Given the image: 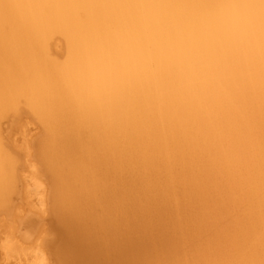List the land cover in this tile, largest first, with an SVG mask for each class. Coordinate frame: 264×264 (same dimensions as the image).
<instances>
[{
	"label": "bare ground",
	"instance_id": "bare-ground-1",
	"mask_svg": "<svg viewBox=\"0 0 264 264\" xmlns=\"http://www.w3.org/2000/svg\"><path fill=\"white\" fill-rule=\"evenodd\" d=\"M22 103L46 129L63 264H264V0H0V119ZM157 204L205 245L135 227Z\"/></svg>",
	"mask_w": 264,
	"mask_h": 264
},
{
	"label": "rangeland",
	"instance_id": "rangeland-1",
	"mask_svg": "<svg viewBox=\"0 0 264 264\" xmlns=\"http://www.w3.org/2000/svg\"><path fill=\"white\" fill-rule=\"evenodd\" d=\"M55 42H56V44H55ZM59 42H61V44H64L63 43V41H61V39H59V38H55L53 41H51V43L52 44H55V46L54 45H52L51 47H50V56L52 57V58H54V59H56V60H58V58H60V56H61V58H60V60L61 61H64L63 59H64V55H65V53H64V51H63V49H65V46L64 45H60V43ZM59 43V44H58ZM58 44V45H57ZM59 46V47H58ZM62 49V51H60V49ZM53 49H55L54 51H53ZM57 49V50H56ZM52 50V51H51ZM52 53V54H51ZM56 55V56H55ZM59 61V60H58ZM60 61V62H61ZM22 104H23V106H22ZM22 104H19V108H18V110H17V112L15 113V112H12V114H16V117H14V116H12V114H11V112H9L10 113V115H8L9 113H7V115H4L3 117H2V119H0L1 121H0V124L2 123V125H0V128H1V130H0V147H1V149L2 150H4V148L7 150V152H9V154L10 155H12V156H10V155H8L7 154V152L5 153L4 151H2L3 153H5V154H3L4 156H6V158H8L9 159V162L11 163V166H12V164H13V167H14V165H15V167H14V169H15V171H14V169H13V167H12V170L10 171V169H11V166H10V169H9V171H8V173H7V175H6V178H7V180H8V183L10 182V187L11 186H13L14 184H17L18 183V186L17 185H15L16 186V188H15V186H13L12 188H15V189H17L16 191H14V189H12V188H9V191H8V193L7 194H13V196L12 197H14V198H12L11 196L9 197L8 195H6V197L8 198L9 197V200L7 199V198H5V199H7L5 202H3L2 203V205L3 206H5L4 205V203L6 204L7 203V201L10 203V201L13 199L14 201H11V203H14V204H12V205H10L9 203L8 204H6V207L4 208L3 206H1V204H0V206L1 207H3V209L1 208L0 210V264H18L19 263V261H20V263H23V264H42V262H41V260L43 261V264H63V260L62 259H60L61 258V250L60 249H62L61 247H62V245L65 243H61V240H59L61 237H60V234H58L59 232H58V230H56L55 228L57 227V220H54V221H56V222H53L52 223V221H50L51 219L49 218L50 217V215H52L53 213L56 215V213L54 212V208H56L55 207V204L53 203V202H55V199H54V184L52 183V181H51V178H50V176L48 177V173H47V171H45V169H46V167L44 166V161H42V158L40 159L39 157H42L43 155H44V152L43 151H46V149H45V146H46V144L44 143V141L46 142L47 140V134H46V129H44L45 130V132H44V130H41V128H42V126L40 127L39 126V122H37L36 121V117L35 116H32V113H29V112H31L30 110H29V114L26 112V110H28V107L24 104V103H22ZM20 108H23V111H22V109H20ZM25 108H27V109H25ZM19 111H21L22 112V114H19L18 115V112ZM20 112V113H21ZM25 113H27V114H25ZM14 114V115H15ZM30 114H31V116H30ZM6 116H8V118H6ZM4 117L6 118V119H4ZM33 117H35V118H33ZM4 119V120H3ZM41 122V121H40ZM42 124V123H41ZM40 124V125H41ZM2 132V133H1ZM42 132H43V134H42ZM44 137V138H41V137ZM40 139V140H39ZM42 140H43V143L45 144V146H44V144H42V145H40L39 144V142H42ZM2 143V144H1ZM1 145H3V146H1ZM40 145V146H39ZM42 146H43V149H42ZM47 148V147H46ZM40 150H42V151H40ZM25 151V152H24ZM39 151L42 153V156L39 154ZM26 153V154H25ZM40 156H39V155ZM25 155L28 157V158H26L25 157ZM32 155V158L30 157ZM34 156V157H33ZM14 158V159H16V158H18L17 160H14V159H12V158ZM16 157V158H15ZM30 158V159H29ZM7 159V160H8ZM26 159V160H25ZM32 159V160H31ZM11 160V161H10ZM30 160V161H29ZM41 160V161H40ZM14 161L15 162H17V165H16V163L14 164ZM32 161V162H31ZM13 162V163H12ZM28 162V163H27ZM31 162V163H30ZM9 163V164H10ZM28 165V166H27ZM27 167V168H26ZM43 167H44V169H43ZM17 168V169H16ZM32 171V172H31ZM46 173H45V172ZM11 172H15V173H11ZM9 175H12L14 178L16 177V179H17V181H14L13 183H12V177L11 176H9ZM35 176H37V177H35ZM47 177H48V179H50V181L47 179ZM126 177L127 176H125L124 177V181H126V183L127 184H131V182H132V184H133V182L135 181L134 179H132V181H131V179H129V177L126 179ZM33 179V180H31V179ZM10 179V180H9ZM38 179H40V180H38ZM134 180V181H133ZM23 181V182H22ZM40 181V182H39ZM123 181V184H125V187H129V185H127L125 182ZM16 182V183H15ZM27 182V183H26ZM136 182V181H135ZM12 183V184H11ZM34 183L35 184H37V185H34ZM53 184V185H52ZM132 184H131V186L130 187H132ZM31 185V186H30ZM21 186H23L22 188H21ZM18 187V188H17ZM40 187V188H39ZM26 188V189H25ZM11 189V190H10ZM31 189V190H30ZM39 189H41V191L39 190ZM28 190V191H27ZM39 190V191H38ZM135 190V189H134ZM15 192V193H10V192ZM18 191V192H17ZM37 191V192H36ZM53 192V194H52V192ZM132 191H133V189H132ZM130 191L131 192V194L133 193V192H136V191ZM17 192V193H16ZM46 193V194H45ZM137 193V194H136ZM136 193H133L131 196H134V194L136 195V196H134V197H131L130 196V194H128V196H127V198H132V201H131V199L129 200V199H126V201L127 200H129V201H127V203H129L128 204V208H129V210L131 209V211L133 210V209H135L136 208V205L138 206V203H140L141 202V197H140V195L138 196L139 197V199H137L139 202L135 205V204H133V206H132V202L134 201H137L136 199H135V197L137 198V195L139 194L138 192H136ZM152 194H154V193H152ZM178 194V193H177ZM46 195V196H45ZM49 195H53V198L52 197H49ZM156 195V196H155ZM155 195H153V196H151L152 197V199H153V197H154V199H156L157 198V194L155 193ZM25 196V197H24ZM33 198H32V197ZM37 197V198H36ZM46 197V198H45ZM28 198V199H27ZM43 198V200H41ZM49 198V199H48ZM52 198V200H54V201H52V200H50ZM134 198V199H133ZM11 199V200H10ZM47 199V200H46ZM37 200H38V202H37ZM46 200V201H45ZM28 201V202H27ZM40 202V203H39ZM48 202H51L50 204L48 203ZM133 202V203H134ZM54 204V206H52ZM141 205H142V202L140 203ZM154 204V203H153ZM166 204V203H165ZM8 205H10V206H8ZM33 205H34V208H33ZM157 205H159V204H157ZM7 206H8V211H7ZM160 207H162V208H164L165 209V211H167L168 212V209H170V208H167L168 207V205H166V208L164 207V204L163 205H159ZM26 207H27V209H26ZM41 207H43V208H41ZM54 207V208H53ZM132 207H135V208H133L132 209ZM139 207V206H138ZM169 207H171V206H169ZM29 208V209H28ZM38 208V209H37ZM45 208V209H44ZM51 208H53V209H51ZM153 208H154V210H153ZM6 209V210H5ZM10 209V210H9ZM30 209H31V211H30ZM137 209V208H136ZM30 211L32 214H31V216H32V218H33V220H34V222H31V221H33L32 220V218L31 217H29L28 215H25V214H29L28 213V211ZM34 210V211H33ZM51 210V211H50ZM156 210H158V211H156ZM160 210L161 209H158L157 208V206H152V210H150V213L151 214H149V212H147L146 214H144V213H140V214H138L139 216H137V214L135 215V219L134 220H138L137 222L138 223H136V222H134L133 224H135V227H138L139 225H140V218H141V221H142V223H144V224H147L148 225V223L147 222H149V226H151L152 225V230L150 231V235L152 236H150V238L149 239H151V240H155L156 238L158 239L159 237V239H161V237H162V235L163 236H168V237H170V236H172V235H174L173 237H175L176 238V233H174V231L173 230H171V232H170V234H169V232H166V229H167V231L169 230L168 229V227L170 228V229H172L173 227H174V223L176 222V219H178L179 217H175V215H178L179 214V216L181 215V217L183 218L185 215H187L188 214V216L187 217H189V212H187L186 210H182L181 212H183V213H181L180 214V212L178 213V214H170L169 212L167 213V214H169V215H167V216H169V217H167L166 215H163V216H166V217H162V215L160 214ZM2 211H5V212H2ZM52 211H53V213H52ZM164 211V210H163ZM186 211V212H185ZM2 212V213H1ZM24 212V213H23ZM33 212H34V214L36 215V213H37V215L36 216H38L37 218H38V220H37V218H36V216L34 217V215H33ZM52 213V214H51ZM162 213H164V212H162ZM165 213V214H166ZM187 213V214H186ZM39 214V215H38ZM154 214H156L155 216H154ZM185 214V215H184ZM30 215V214H29ZM160 215V216H159ZM172 217H171V216ZM23 216H25V218H26V216H28V218L31 220H28V219H24V217ZM57 216V215H56ZM56 216H51V217H54V218H56L57 219V217ZM138 217V219H137V217ZM41 217V218H40ZM162 217V218H161ZM186 217V223H187V221H188V219H190V217L189 218H187ZM17 218H19V219H17ZM20 218L21 219H23V222H22V224L23 225H21L22 227H24L23 229H21V228H19V226H20V224H21V222L19 223V224H17V222L18 221H20ZM37 220H35V219ZM150 218V219H149ZM171 218H174V220H175V222H173V221H169V219L170 220H172ZM176 218V219H175ZM144 219H145V221H144ZM164 221H163V220ZM16 220H18V221H16ZM24 220L25 221H27L26 223H28V221L31 223H29L28 224V226H30L31 227V229H30V227H28V230H27V228H26V223L24 222ZM42 220H44V221H42ZM149 220V221H148ZM150 220H151V222H150ZM162 220V227H163V225L164 224H168V222H169V226H164L161 230L159 229V228H157V226L159 227V226H161V224L160 223H158V221H161ZM179 221H182V220H185V217L183 218V219H178ZM36 221V222H35ZM133 221V220H132ZM147 221V222H146ZM179 221H177L176 223H178ZM37 222H39V223H41V224H39V225H37ZM155 222H157V223H155ZM163 222H165V223H163ZM184 223H185V221H183ZM226 222H229L228 220L226 221ZM226 222H224V223H226ZM25 223V224H24ZM34 223H36V224H34ZM170 223L172 224L173 223V225H170ZM224 223H222V226H224L223 224ZM53 224H55V226L56 227H54L53 228ZM139 224V225H138ZM154 224H157V226H154ZM159 224V225H158ZM166 224V225H167ZM227 224H229V223H227ZM226 224V225H227ZM35 225H37V226H35ZM225 225V226H226ZM20 226V227H21ZM35 226V227H34ZM42 226V227H41ZM36 227L37 228H39V229H36ZM172 227V228H171ZM34 228V229H33ZM185 228L187 229L188 227H186V225H185ZM42 229V230H41ZM153 229H156V230H160L161 232L160 233H162V235H160L159 234V230L158 231H155L154 233H153ZM174 229V228H173ZM188 230V229H187ZM166 232V233H164V232ZM173 231V232H172ZM13 232V233H12ZM156 232H157V234H156ZM16 233V234H15ZM172 233V234H171ZM174 233V234H173ZM188 233V234H187ZM58 234V235H57ZM120 234L121 235H123V232L121 233L120 232ZM119 233H118V236H121ZM135 234H137V233H135ZM154 234H155V236L156 237H154ZM165 234V235H164ZM167 234V235H166ZM184 236H188V237H186V239H185V241H186V243H185V241H183V243H185L187 246H190L191 244H192V240L191 241H189L190 239H188L189 237L190 238H192L194 241V245L195 246H197L199 243L197 242V240H195V239H198V238H200V239H198L199 240V242L200 241H206L205 240V235H203L202 237L204 238V239H201V237H197V238H193V237H191V235H189V232H185V230H184ZM15 235V236H14ZM159 235V236H158ZM56 236H57V238H56ZM210 236V235H207L206 234V238H208V237ZM8 237V238H7ZM15 237H16V239H15ZM60 237V238H59ZM56 239V242H55V239ZM52 239H54V241H52V242H55L56 244H57V242H58V240H59V242H58V245H57V247H56V244H51V240ZM171 239V238H170ZM177 239V241L179 242V238L177 237L176 238ZM7 240V241H6ZM172 240V239H171ZM17 241V242H16ZM177 241H175L174 243H176V249H177V253L179 254V255H181V256H186V254H188L189 256L190 255H192V248H190V247H192V246H194V245H192V246H190V247H186V245L184 244H181L180 242H182L181 240H180V244H178L177 243ZM195 241L197 242V243H195ZM63 242V241H62ZM191 242V243H190ZM48 243V244H47ZM59 243H61L62 245H59ZM172 243H173V241H172ZM203 243H205V242H203ZM202 242H200V244H202V245H205V244H203ZM7 244V245H6ZM12 244V246H10ZM17 244V245H16ZM19 244H21V245H19ZM50 244V245H49ZM199 244V245H200ZM26 245V246H25ZM52 245H54V246H52ZM6 248H5V247ZM8 246H10V247H8ZM23 246H25L24 248H23ZM31 246H32V248H31ZM51 246L52 247H55L54 249H58V253L56 252V250H54V249H52L51 248ZM58 246H60V247H58ZM64 246V245H63ZM8 248V249H7ZM35 248V249H34ZM191 249L190 250V252H189V250L188 249ZM32 249V250H31ZM180 249V250H179ZM184 249H185V253L188 251V253H184ZM11 250V251H10ZM15 250V251H14ZM24 250H26L25 252H24ZM37 250H38V254H36L37 253ZM181 250H183L182 252H183V254H181ZM187 250V251H186ZM7 253H6V252ZM29 251H31V252H29ZM35 251V252H34ZM55 251V252H54ZM20 252V253H19ZM24 252V253H23ZM3 253V254H2ZM5 253V254H4ZM11 253V254H10ZM13 253V254H12ZM23 253V254H22ZM31 253V254H30ZM46 253V254H45ZM56 253V254H55ZM163 253V252H162ZM190 253V254H189ZM9 254V255H8ZM15 254V255H14ZM37 255V257H38V259H37V257H36V255ZM43 254V255H42ZM58 254V255H57ZM185 254V255H184ZM19 255V256H18ZM24 255V256H23ZM4 256H6V258H4ZM7 256H8V258H7ZM23 256V257H22ZM40 256V257H39ZM43 256H44V258H43ZM59 256V257H58ZM164 256H165V254H164ZM166 256H171V255H166ZM165 256V257H166ZM188 256V257H189ZM27 259H26V258ZM32 257V258H31ZM36 257V258H35ZM168 257V258H169ZM13 258V259H12ZM59 258V259H58ZM176 258V257H175ZM16 259V260H15ZM31 259V260H30ZM33 259V260H32ZM37 259V260H36ZM41 259V260H40ZM27 260V261H26ZM29 260V261H28ZM165 260V259H164ZM36 261V262H35ZM18 262V263H17ZM29 262V263H28ZM35 262V263H34ZM49 262V263H48ZM137 262H139V261H136L134 264H137ZM19 263V264H20ZM65 263V262H64ZM140 263V262H139ZM138 263V264H139ZM164 263H166V262H163V263H161V264H164ZM66 264V263H65Z\"/></svg>",
	"mask_w": 264,
	"mask_h": 264
}]
</instances>
